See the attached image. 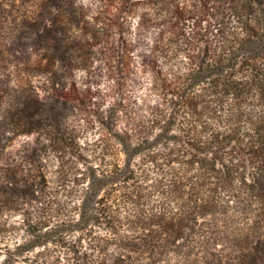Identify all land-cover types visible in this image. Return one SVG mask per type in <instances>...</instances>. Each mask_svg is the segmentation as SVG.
Listing matches in <instances>:
<instances>
[{
	"label": "trees",
	"instance_id": "obj_1",
	"mask_svg": "<svg viewBox=\"0 0 264 264\" xmlns=\"http://www.w3.org/2000/svg\"><path fill=\"white\" fill-rule=\"evenodd\" d=\"M144 3L141 19L168 25L153 49L169 66L155 71L159 103L61 197L31 143L0 165V197L25 206L0 264H56L62 251L76 264H264V0ZM12 109L1 152L61 130L37 95Z\"/></svg>",
	"mask_w": 264,
	"mask_h": 264
},
{
	"label": "rangeland",
	"instance_id": "obj_2",
	"mask_svg": "<svg viewBox=\"0 0 264 264\" xmlns=\"http://www.w3.org/2000/svg\"><path fill=\"white\" fill-rule=\"evenodd\" d=\"M144 2L0 0V132L12 135L7 124L17 99L37 95L61 113L60 132L14 137L0 151V165L31 143L44 157L48 190L61 197L66 185L99 162L116 129L149 115L159 103L155 71L169 70L153 53L160 27L168 25L141 19ZM186 28L192 30L191 20ZM24 211L22 201L0 197V247L21 241ZM59 258L56 264H76L65 251Z\"/></svg>",
	"mask_w": 264,
	"mask_h": 264
}]
</instances>
